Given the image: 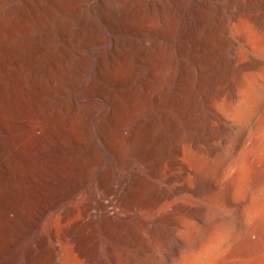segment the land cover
<instances>
[{"label":"bare ground","instance_id":"obj_1","mask_svg":"<svg viewBox=\"0 0 264 264\" xmlns=\"http://www.w3.org/2000/svg\"><path fill=\"white\" fill-rule=\"evenodd\" d=\"M219 1L0 0L6 37L46 19L42 7L64 2L83 45L82 77L72 82L82 92L60 105L44 78L54 80L50 68L63 73L59 61L44 59L46 44L0 45V264L27 237L26 264H60L62 246L79 264H119L126 245L136 248L189 215L193 168L184 142L192 147V139L162 133L174 117L189 136L201 128L198 99L209 121L229 122L219 110L223 91L258 64L255 40L264 41V0H240L237 23ZM138 17L149 19L156 37L132 62L124 32ZM101 35L105 54L92 49Z\"/></svg>","mask_w":264,"mask_h":264},{"label":"rangeland","instance_id":"obj_2","mask_svg":"<svg viewBox=\"0 0 264 264\" xmlns=\"http://www.w3.org/2000/svg\"><path fill=\"white\" fill-rule=\"evenodd\" d=\"M44 2L41 5L47 4ZM219 2L226 6L222 14L237 23L235 11L240 7V0ZM42 8L48 15L46 19L30 20L18 37L14 34L6 37L4 31H0V45L43 41L46 44L44 59L59 61L62 69L63 74H60L58 67L50 68L54 80L50 75L44 78L49 92L60 105L74 91L82 92V86L72 84L82 77L77 53L83 49L77 36L80 28L71 25L75 14L64 2L60 7ZM261 15L258 19L264 21ZM216 17L218 14L214 13ZM150 26L148 18L138 17L124 32L132 62L141 56L142 42L156 37ZM104 40L101 35L93 42L92 49L105 54ZM255 44L258 64L234 75L235 84L224 89L219 101V110L228 116L229 122L221 126L212 123L215 119L209 121V109L202 107V100L198 99L193 114L196 119L197 113L202 114V118H198L201 128L189 136L185 121L174 117L162 133L172 140L192 139V147L184 142L185 159L193 168L187 177L191 190L184 199L189 215L177 216L159 236L145 235L136 248L126 245L119 264H264V41L257 39ZM112 87L114 84L109 85V89ZM7 89L10 90V85ZM87 104L96 105L91 101ZM202 165L205 167L203 179L199 177ZM30 241L32 237H27L21 244L8 247L9 264H26ZM58 261L79 264L72 250L65 246L61 247Z\"/></svg>","mask_w":264,"mask_h":264}]
</instances>
